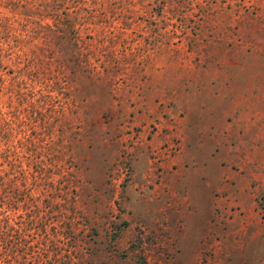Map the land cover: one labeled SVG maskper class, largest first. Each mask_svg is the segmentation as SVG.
Segmentation results:
<instances>
[{
    "label": "rangeland",
    "instance_id": "374dc122",
    "mask_svg": "<svg viewBox=\"0 0 264 264\" xmlns=\"http://www.w3.org/2000/svg\"><path fill=\"white\" fill-rule=\"evenodd\" d=\"M0 264H264V0H0Z\"/></svg>",
    "mask_w": 264,
    "mask_h": 264
}]
</instances>
